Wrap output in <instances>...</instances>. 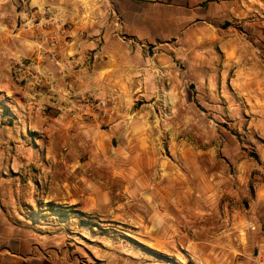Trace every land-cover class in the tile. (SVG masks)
Returning a JSON list of instances; mask_svg holds the SVG:
<instances>
[{"label":"crops","instance_id":"obj_1","mask_svg":"<svg viewBox=\"0 0 264 264\" xmlns=\"http://www.w3.org/2000/svg\"><path fill=\"white\" fill-rule=\"evenodd\" d=\"M253 3L255 11L264 12V0H0V264H92L77 256L72 239L106 230L108 213L100 209L112 203L114 187V218H122L123 225L131 221L133 234L148 246H189L199 264H234L239 251L227 240L221 262L220 238L199 240L204 225L198 200L189 203L187 174L152 155L155 149L148 141L157 120L137 102L145 91L163 89L167 78L175 84L181 75L175 59L182 58L184 48H193L191 54L202 65L214 58V51L202 50L209 44L216 43L215 51L225 52L226 58L234 57L233 42L220 40L219 27L223 21L250 18ZM23 12L36 27L25 29L18 22ZM118 19L122 25L116 27ZM53 39L58 42L54 58ZM92 53L98 56L94 67L88 61ZM17 58L40 65L45 75L37 87L13 81ZM222 73L233 75L226 84L237 91L256 82L245 76L253 75L251 70L227 66ZM206 74L218 75L213 70ZM212 80L205 85L218 90ZM257 84L264 96V61ZM108 89L119 93V111L106 121L76 98L77 93ZM37 95L42 111L27 103ZM259 106L264 154V97ZM117 139L121 143L114 146ZM40 185L65 191L68 205L82 209L49 206L60 201L42 195ZM257 202L264 203V183ZM128 203L133 211L119 210ZM261 228L256 246L264 264V218Z\"/></svg>","mask_w":264,"mask_h":264},{"label":"rangeland","instance_id":"obj_2","mask_svg":"<svg viewBox=\"0 0 264 264\" xmlns=\"http://www.w3.org/2000/svg\"><path fill=\"white\" fill-rule=\"evenodd\" d=\"M255 8L253 3L252 15L245 21H223L219 27L220 40L226 38L233 42L229 49L235 52L234 57L226 58L225 52L215 51L216 43L209 44L202 50L214 51V58L203 60L202 65L201 60L191 54L193 48H184L182 58L175 59L176 69L181 74L175 77V84L167 83V78L163 89L145 91L137 102L138 107L144 105V113L154 115L157 120L151 124L154 132L148 141V145L155 149L152 155L181 167L187 174L189 203L198 200L196 209L205 229H200L199 240L205 243L216 240L217 236L220 238V262L227 253L222 242L227 240L239 251L234 264H260V248L256 243L263 236L264 203L258 205L257 199L259 187L264 183V154L259 148V101L264 96L257 83L259 66L264 61V17L261 16L264 12L258 13ZM30 21L26 12L18 19L25 29L29 28ZM50 54L54 58L52 51ZM227 66L231 70H251L253 75L245 76L247 80L256 79L255 83L248 85L252 88L237 91L228 87L227 78L233 75H223L222 71ZM12 70L13 81L27 89L37 87V82L45 75L37 62L24 58L15 59ZM212 70L218 75L207 78L209 74L206 72ZM212 79L218 82V90L205 85L206 80L211 82ZM27 99V103L35 104L42 111L38 95ZM43 112L51 113L46 108ZM120 143L117 139L114 146ZM108 159H112V154H108ZM112 189L113 193L109 194L114 203L112 201L100 209L102 214L108 213L106 230L98 228L87 238L77 235L75 241L72 239L71 244L73 249H77L79 258L90 260L92 264H134V260L140 264H199L189 246L178 247V250L174 247L153 249L138 239L133 234L131 221L123 225L120 223L122 218H114L118 197L116 188ZM39 190L44 196H57L54 202L59 200L60 203H49V206L52 204L59 210L82 209L69 206L64 197L66 192L61 189L40 185ZM208 190L212 192L205 196L204 192ZM133 209L128 203L119 210L131 212ZM244 238L249 245H244Z\"/></svg>","mask_w":264,"mask_h":264},{"label":"built area","instance_id":"obj_3","mask_svg":"<svg viewBox=\"0 0 264 264\" xmlns=\"http://www.w3.org/2000/svg\"><path fill=\"white\" fill-rule=\"evenodd\" d=\"M46 16H51V12H46ZM27 19V17H25ZM119 19L116 21V27L121 26ZM29 27H36L33 22L30 21ZM121 29V28H119ZM122 37L124 35H121ZM124 38V37H123ZM58 42L53 39L51 42V49L57 48ZM98 59L96 53L89 54L88 61L91 67H94ZM22 77V75H20ZM23 78V77H22ZM76 98L81 100L85 106V110H95L99 119L106 121L114 117L119 111V93L115 90H101L94 94L77 93Z\"/></svg>","mask_w":264,"mask_h":264}]
</instances>
